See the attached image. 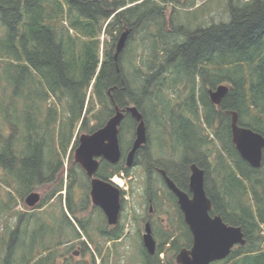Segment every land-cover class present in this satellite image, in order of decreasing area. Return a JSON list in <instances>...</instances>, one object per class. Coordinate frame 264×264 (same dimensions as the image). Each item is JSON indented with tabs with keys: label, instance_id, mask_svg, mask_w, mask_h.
Returning a JSON list of instances; mask_svg holds the SVG:
<instances>
[{
	"label": "trees",
	"instance_id": "1",
	"mask_svg": "<svg viewBox=\"0 0 264 264\" xmlns=\"http://www.w3.org/2000/svg\"><path fill=\"white\" fill-rule=\"evenodd\" d=\"M139 1L0 0L1 39L5 36L0 41V72L5 78L0 89V218L44 184L52 188L38 208L54 203L57 196L62 204L58 223L56 210L48 219L38 212L20 214L9 234L1 231L0 264H112L115 250L112 253L111 247L124 237V224L108 226L95 206L92 215L76 218L77 212L87 209L89 179L74 162L65 184L62 159L78 144L76 130L90 134L114 114V106L129 105H135L145 119L146 110L154 116L158 137L167 139L172 159L166 165L146 153V143L136 152L132 166L141 156L149 177L154 168H161L176 187L187 192L189 168L195 164L204 171L210 215L240 228L245 244L234 247L224 261L211 264H264V150L261 166L250 167L240 158L230 132L233 111L239 126L264 137V0H225L226 21L199 23L192 31L173 15L159 24L164 21L157 17L162 8L152 0ZM128 3L137 4L126 7ZM188 4L193 6L194 0ZM205 7L203 3L194 12V22ZM102 29L111 42L100 58ZM127 29L131 33L114 60L115 44ZM136 33L142 34L144 48L134 59L127 56L124 63L123 55L128 54ZM219 85L229 90L215 106L208 90ZM174 90L184 96L179 103L163 95ZM50 97L62 110L51 102L45 106ZM39 102L45 111L38 108ZM15 109L19 116L23 113L25 124L14 116ZM89 115L94 120L91 126H87ZM134 128L135 121L126 113L118 134L122 157L128 146L123 137L134 135ZM121 174L131 177L123 159L115 165L100 160L95 177L109 181ZM78 179L85 190L79 204L74 188ZM159 180L166 193L161 195L160 187H148L152 209H157L159 194L173 204L175 217L168 228L152 233L158 240L153 256L141 248L142 264H176V254L192 244L175 197L161 176ZM74 236H85L93 246L90 250L81 243L80 253H88V259L74 258L73 246L60 253L68 243L65 239ZM58 259L62 261L57 263Z\"/></svg>",
	"mask_w": 264,
	"mask_h": 264
},
{
	"label": "water",
	"instance_id": "2",
	"mask_svg": "<svg viewBox=\"0 0 264 264\" xmlns=\"http://www.w3.org/2000/svg\"><path fill=\"white\" fill-rule=\"evenodd\" d=\"M131 29L123 31L116 43L114 60L123 49ZM229 88L219 85L214 90H208L210 102L219 106ZM129 114L135 121L134 138L129 151L125 155L126 167H131L136 152L147 143L146 126L142 114L135 105L119 109L114 106V114L106 123L91 134H82L78 138V145L73 159L89 178V197L93 206L98 207L108 226L118 223L121 204L120 190L111 182L95 177L99 160L111 165L121 159L119 145V126L125 114ZM231 142L240 158L252 168H259L262 163L264 137L251 129L238 125L237 114L230 112ZM187 192L180 190L166 175L159 170L166 188L173 194L176 204L182 214L183 222L187 226L192 244L188 249H181L175 257L176 264H211L224 261L236 246L245 244V239L239 227L225 224L219 215H210L211 201L204 189V171L192 164L189 168ZM41 196L37 192L29 193L24 203L28 208H34L40 202ZM142 246L150 256L155 254L156 240L152 236L150 222L144 223L141 235ZM77 256V253H73Z\"/></svg>",
	"mask_w": 264,
	"mask_h": 264
},
{
	"label": "rangeland",
	"instance_id": "3",
	"mask_svg": "<svg viewBox=\"0 0 264 264\" xmlns=\"http://www.w3.org/2000/svg\"><path fill=\"white\" fill-rule=\"evenodd\" d=\"M142 1V0H141ZM139 1V2H141ZM180 3H164L162 0H152L154 5H156L158 8H162V13H158L157 17L159 19L164 18V21H159V24L167 23V19L173 15L175 17L176 22L180 24H184V28H188L190 31L194 30V27H196L197 24L200 23L202 26L209 25L211 23H220L223 21H226L228 19L227 13L225 11V0H194V5L188 4L191 0H178ZM246 1V0H245ZM137 2V3H139ZM134 3V4H137ZM203 3L206 4L205 9L199 11L195 16L199 17L198 20L195 22L194 19V12L197 11L198 7L202 5ZM134 4L128 3L126 7L133 6ZM192 6V7H191ZM198 12V11H197ZM201 12V13H200ZM156 14L153 13V16ZM152 25V24H151ZM154 25V24H153ZM152 25V26H153ZM104 26V25H103ZM152 26L150 28L154 29ZM177 28V26H175ZM142 35V34H141ZM141 35L139 33H136L133 35L132 42L129 44V51L128 54L123 55V62L127 60V56H131V58H135L136 53L140 52L143 46V42L141 41ZM4 38V39H3ZM1 39L0 34V41L5 40V36ZM184 40L183 37L178 38L179 42H182ZM98 41L100 42V58L102 57V52L104 51V48H106V43L111 41V38L106 34L104 29H102L101 33L99 34ZM0 54H1V48H0ZM124 62V63H125ZM17 76L14 77V79ZM5 82V78L1 76L0 72V89L3 86L2 83ZM1 91V90H0ZM89 92H91V87L89 89ZM166 99H173V103H179L181 100H183L184 96L179 95V91L174 90L173 92H163ZM90 98H87L86 101H89ZM38 101V100H37ZM54 103V106L58 110H62V105L56 104L53 97H50L48 101L45 103V106L49 103ZM47 106V107H48ZM38 108L41 110H44V106L41 104V102L38 103ZM97 108V107H96ZM22 109V102H20V110ZM146 133H147V149L146 153H150L153 156L159 158L161 161H163L164 164H168L172 159H170V150H169V143L167 139L164 137H161V135L158 137L159 129L157 127L156 119L154 116L149 112V110H146ZM18 110H14V116L20 120L23 124L26 123V120L23 118V113L20 112V116L18 115ZM96 112V109L94 110ZM159 113L162 112L161 109L158 110ZM88 118V125L91 126L94 124V120L90 118L89 116H86ZM42 122V120H40ZM26 133V130L24 129V132ZM87 134L85 131H75L74 136L77 138L82 135ZM134 135L132 134H125L123 137L124 143L128 144L127 148L125 149V152L129 149V146L132 143ZM119 145H120V139H119ZM160 145V146H159ZM121 149V147H120ZM74 156V150L68 151L66 156L62 159V167H63V180H65V184L68 182L67 178V170L73 164L75 161L73 159ZM125 156V155H124ZM124 156L122 157L124 161ZM141 156L138 157L137 164L130 167L131 177L126 178L124 174L113 176L110 180L112 183L120 190V198L122 200V210L119 217V222L124 224V237L118 241L115 242V246L111 247L112 253L114 251V254H112V264H142V242H141V234L143 233V226L145 223V219H148V207L149 203L147 202L148 199V193L151 191H148V187H151L152 189L160 187V190H162L160 193L162 195L163 192H165V189L162 188L161 185L158 184L160 182V174L158 173L157 169L154 168V171L152 172L151 176H148V173H146L145 168L142 166L140 159ZM76 163V162H75ZM77 164V163H76ZM125 166V165H124ZM161 169V168H158ZM80 178L81 175L79 176ZM59 178V176H58ZM152 180V182H148V179ZM81 179L77 180V184L74 185V188L76 189V202L79 204L81 202V197L83 195V189L78 185L79 181ZM150 183V184H148ZM158 184V185H157ZM80 187V188H78ZM52 188V185L44 184L42 187L36 189L34 192H37L41 195V198L45 196V194H48ZM123 192V194H122ZM89 193V192H88ZM166 193V192H165ZM62 197L65 196V192H61ZM15 195V194H14ZM161 195L157 194V209L153 208V213L155 214V217H159L152 225V233H160L161 229L163 227L168 228V223L173 220V216L175 217V209L172 203H167L166 199L164 197H161ZM16 196V195H15ZM165 196V194H164ZM26 197V196H25ZM24 197V199H25ZM161 200H160V199ZM164 201H163V199ZM54 203L48 202L44 204L42 208H38V206H35L34 208H28L26 207L24 200L22 203H19L16 205L9 213L4 214L0 218V232L4 231L6 234H9L16 226L17 219L20 214L28 215L29 213H37V214H44V219H48L51 215H54L55 210L58 212L55 216V221L58 223V220H60L61 215V202L59 201V197H55ZM161 201V202H160ZM53 205V206H52ZM52 206V207H51ZM153 206V204H152ZM92 207H94L91 202L90 198H88V205L86 211L77 212L76 218L82 219L86 218L88 215H92ZM55 208V209H54ZM73 217V216H72ZM163 219V222L161 223L160 219ZM74 219V217H73ZM51 220V219H50ZM53 221V219H52ZM74 222V221H73ZM173 222V221H172ZM48 227V224H46ZM52 227V224L50 225ZM38 231H40L39 228H37ZM160 230V231H159ZM171 230V229H170ZM42 231V230H41ZM153 235V234H152ZM157 236V235H155ZM154 237L156 240V243L158 242L157 238ZM66 238V237H65ZM54 239L52 238L51 241ZM65 241L68 243H64V248L60 250V253H64L69 247L73 246L71 251H74L77 253V256H74L76 259H81L83 256L88 259L89 254L86 253L85 255L81 254L80 252L84 249L83 245L81 244L84 242L87 247L92 250L93 246L89 245L86 241L85 236H81L80 238H77L74 236L73 239L66 238ZM110 247V246H106ZM264 247V244H263ZM73 252V253H74ZM68 255H71L69 252ZM62 259H58L57 263H60Z\"/></svg>",
	"mask_w": 264,
	"mask_h": 264
},
{
	"label": "flooded vegetation",
	"instance_id": "4",
	"mask_svg": "<svg viewBox=\"0 0 264 264\" xmlns=\"http://www.w3.org/2000/svg\"><path fill=\"white\" fill-rule=\"evenodd\" d=\"M118 41V40H117ZM111 42V41H110ZM109 43V42H108ZM117 43V42H116ZM115 47H116V44H115ZM114 47V49H115ZM115 51V50H114ZM120 202H121V210H122V200L120 199ZM147 202L149 203V207H148V219H145V221L149 220L150 222V225L152 227L153 223L159 218V217H155V214L153 213V209H152V199L148 198L147 199ZM161 223L163 222V219L161 218Z\"/></svg>",
	"mask_w": 264,
	"mask_h": 264
},
{
	"label": "bare ground",
	"instance_id": "5",
	"mask_svg": "<svg viewBox=\"0 0 264 264\" xmlns=\"http://www.w3.org/2000/svg\"><path fill=\"white\" fill-rule=\"evenodd\" d=\"M144 119V118H143ZM136 125V124H135ZM135 129V128H134ZM165 246V245H164Z\"/></svg>",
	"mask_w": 264,
	"mask_h": 264
}]
</instances>
